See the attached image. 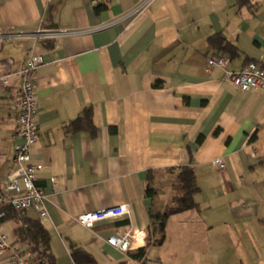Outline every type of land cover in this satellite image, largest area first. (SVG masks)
<instances>
[{
    "label": "crops",
    "instance_id": "1",
    "mask_svg": "<svg viewBox=\"0 0 264 264\" xmlns=\"http://www.w3.org/2000/svg\"><path fill=\"white\" fill-rule=\"evenodd\" d=\"M141 1L0 0V76L11 75L0 91V181L17 168L19 72L34 52L44 63L35 71L39 134L31 155L43 165L48 215L25 214L50 232L56 264H79L72 245L98 264H264V90L224 79L225 71L264 63V0H153L134 12ZM50 29L80 33L32 35ZM217 34L239 54L214 49ZM215 53L229 63L207 71ZM88 107L98 134L67 132ZM190 164L198 209L172 215L164 243L132 258L147 245L158 202L146 196L150 172L164 178ZM124 203L129 215L95 229L76 220ZM6 222L10 242L29 258L14 237L16 222ZM116 233L134 236L129 250L108 244ZM10 259L0 253V264Z\"/></svg>",
    "mask_w": 264,
    "mask_h": 264
},
{
    "label": "built area",
    "instance_id": "2",
    "mask_svg": "<svg viewBox=\"0 0 264 264\" xmlns=\"http://www.w3.org/2000/svg\"><path fill=\"white\" fill-rule=\"evenodd\" d=\"M153 0H142L134 12L146 9ZM80 33L76 30L50 29L39 30L32 35L35 38H57L62 35ZM3 36L0 33V38ZM229 58L222 54H212L208 58L207 71L218 67L225 69ZM44 63V57L31 52L25 66L20 70L21 88L19 99V114L17 136L19 141L14 144V160L17 168L12 171L4 182L0 181V205H10L18 214H24L30 209H35L40 218L48 215L46 202L48 194L38 184V174L43 169L42 164L32 161L31 147L36 142L39 134L38 113L39 106L36 93L35 71ZM11 75L0 76V91L10 83ZM224 79L231 82L242 91L264 90V70L259 62H249L240 71H225ZM214 164L219 170L226 168L224 158H218ZM52 181L54 179L52 178ZM132 208L124 203L113 207L102 208L97 211L84 212L76 217L77 222L88 229H95L96 225L104 221H112L129 215ZM5 213L0 212V253L11 252L10 264H33L37 258L30 252L29 258H24L20 246H14L9 240V234L2 229V218ZM134 236L130 233H116L108 237V244L121 251L131 247ZM31 260V261H30Z\"/></svg>",
    "mask_w": 264,
    "mask_h": 264
},
{
    "label": "trees",
    "instance_id": "3",
    "mask_svg": "<svg viewBox=\"0 0 264 264\" xmlns=\"http://www.w3.org/2000/svg\"><path fill=\"white\" fill-rule=\"evenodd\" d=\"M238 4L240 6H249L250 0H238ZM209 41L214 49L229 51L232 56H237L239 54L237 47L229 44L226 38L220 34L212 36ZM260 64L264 70V63ZM156 86H158V84H156ZM65 129L67 132L88 131L92 135H97L98 128L93 121L92 108H85L82 115L69 122ZM201 141L202 139L198 140L199 143ZM169 171L175 176V183L173 184L175 196L163 211L154 212L155 205L153 206L150 213L152 226L150 235H148L147 245L131 255L134 259H144L149 245L153 244L160 246L164 243L166 238V225L172 215L198 209L199 207L196 201V194L200 188L197 184V176L193 164L181 166L177 169H170ZM153 177L154 176L150 172L148 184L146 186V196L152 200L160 196V191L154 184ZM0 212L5 213L2 218L3 224L9 220L16 222L17 226L13 231L14 237L19 243L26 245L30 252L36 254L37 258L33 260V264H56V257L51 247V234L43 225L40 218H33L27 216L25 213L18 214L10 205L1 204ZM72 257L74 261L79 264H98L92 254L76 245H72Z\"/></svg>",
    "mask_w": 264,
    "mask_h": 264
},
{
    "label": "rangeland",
    "instance_id": "4",
    "mask_svg": "<svg viewBox=\"0 0 264 264\" xmlns=\"http://www.w3.org/2000/svg\"><path fill=\"white\" fill-rule=\"evenodd\" d=\"M173 173L171 175H164V178H162V174L160 176H154V184L160 191V196L158 198V202H155V209L154 212L163 211L167 204L171 202L173 197L175 196V191L173 188V184L175 183V176ZM11 222H6L2 225V229L10 234L11 228H12ZM10 240V238H9ZM152 262L150 264H160L158 259L152 258Z\"/></svg>",
    "mask_w": 264,
    "mask_h": 264
}]
</instances>
